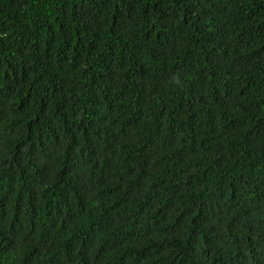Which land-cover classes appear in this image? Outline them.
I'll list each match as a JSON object with an SVG mask.
<instances>
[{
  "label": "trees",
  "instance_id": "1",
  "mask_svg": "<svg viewBox=\"0 0 264 264\" xmlns=\"http://www.w3.org/2000/svg\"><path fill=\"white\" fill-rule=\"evenodd\" d=\"M0 264H264V0H0Z\"/></svg>",
  "mask_w": 264,
  "mask_h": 264
}]
</instances>
